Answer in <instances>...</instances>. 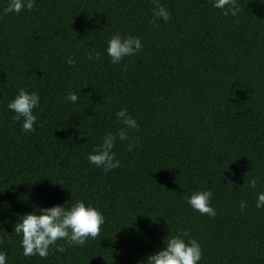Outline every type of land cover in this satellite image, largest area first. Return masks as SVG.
<instances>
[{
    "label": "trees",
    "instance_id": "1",
    "mask_svg": "<svg viewBox=\"0 0 264 264\" xmlns=\"http://www.w3.org/2000/svg\"><path fill=\"white\" fill-rule=\"evenodd\" d=\"M160 2L170 19L155 27L151 0H36L30 11L0 15L7 264H138L185 231L201 245L199 264H264V209L247 183L259 177L264 190V4L238 0L239 13L224 16L210 0ZM113 33L139 36L142 50L112 64ZM89 51L100 58L88 60ZM19 88L40 96L29 133L7 108ZM69 92L76 103L64 101ZM121 108L138 121L129 132L138 146L117 141L121 165L105 173L87 155L123 127ZM196 190L212 191L214 217L186 202ZM75 200L103 212L100 234L78 247L58 240L64 251L46 258L23 256L19 216Z\"/></svg>",
    "mask_w": 264,
    "mask_h": 264
},
{
    "label": "clouds",
    "instance_id": "2",
    "mask_svg": "<svg viewBox=\"0 0 264 264\" xmlns=\"http://www.w3.org/2000/svg\"><path fill=\"white\" fill-rule=\"evenodd\" d=\"M36 0H7L5 7L0 9V15L10 13L19 14L22 10H32ZM212 7L220 9L224 16H236L239 11L238 0H210ZM264 4V0H260ZM153 5L150 23L155 27L157 21L167 22L170 12L160 2L151 0ZM143 48L142 40L136 35L113 33L107 39L106 54L112 64H119L126 57L139 53ZM98 51H89L87 59L95 62L100 58ZM69 65H74L76 60L69 55L66 59ZM78 96L69 92L64 96L66 103H76ZM40 96L35 91L19 88L16 95L7 104V108L14 113L13 119L21 122V131L29 133L35 130L37 120L34 109L39 106ZM116 119L123 125L115 133L107 132L103 135L100 144L87 155L88 162L103 172L117 169L121 165L114 148L117 141H127V150L133 151L138 146V140L133 139L129 132L139 127L138 121L131 116L126 108H121L115 113ZM259 177L250 178L248 186L256 191L255 207L264 209V190L257 189ZM61 184V183H60ZM62 185V184H61ZM213 193L210 190H196L185 197L191 208L201 215L214 217L216 210L211 205ZM239 207L243 210L247 202L241 200ZM105 223L103 212L91 203L84 200H75L70 206L55 204L49 207L37 206L32 212L19 216L14 224L15 234L20 236L22 255L25 257L39 256L46 258L50 249L59 252L64 247L57 243L63 240L67 244L78 247L83 246L88 239H95L101 232ZM185 231L182 234L169 235L165 238V247L149 254L138 264H199L202 259V248L197 239L188 237ZM0 264H7L6 253L0 252Z\"/></svg>",
    "mask_w": 264,
    "mask_h": 264
}]
</instances>
